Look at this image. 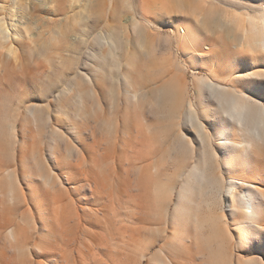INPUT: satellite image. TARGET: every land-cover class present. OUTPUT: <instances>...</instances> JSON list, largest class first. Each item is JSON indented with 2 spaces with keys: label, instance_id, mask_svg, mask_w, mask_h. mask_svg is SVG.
I'll return each instance as SVG.
<instances>
[{
  "label": "rangeland",
  "instance_id": "1",
  "mask_svg": "<svg viewBox=\"0 0 264 264\" xmlns=\"http://www.w3.org/2000/svg\"><path fill=\"white\" fill-rule=\"evenodd\" d=\"M93 1L13 11L16 37L29 22L40 36L36 47L14 45L16 66L0 56V264H264V249L254 246L258 239L247 240L232 223L234 196L226 192L229 178L246 183L253 203L257 191L264 192V118L255 109L245 111L251 112L245 125L262 134V142L247 131L241 136L231 124V144L246 138L251 148L230 147L225 156L216 135L229 118L223 115V126H217L212 92L195 91L215 67L221 84L245 92L249 83L241 77L248 66L241 58L236 63L229 39L238 34L217 23L223 10L255 15L260 5L112 0L103 8ZM77 13L81 20L73 22ZM134 21L144 30L134 33ZM188 26L200 49L214 48L208 64L196 58L189 64L178 51L174 30ZM112 38L120 39L115 48L121 50L110 49L94 62L101 67L90 69V52ZM254 68L264 72V62ZM78 91L82 104L75 102ZM189 104L202 123L203 140L187 119ZM41 105L42 117L34 123L28 110ZM61 106L67 116L58 112ZM75 126L85 146L83 167L95 181L87 171L82 180L73 168L80 161L56 136L62 133L76 147ZM187 182L191 199L181 196Z\"/></svg>",
  "mask_w": 264,
  "mask_h": 264
},
{
  "label": "bare ground",
  "instance_id": "2",
  "mask_svg": "<svg viewBox=\"0 0 264 264\" xmlns=\"http://www.w3.org/2000/svg\"><path fill=\"white\" fill-rule=\"evenodd\" d=\"M22 1L25 4L23 6H17L18 3H20V2L22 3ZM22 1L21 0H0V50H1L0 56L3 58L4 62L10 63L13 66H16L17 63L19 62V59H20L19 54H18L16 47L14 45L18 44L19 42H22V44L23 43L24 44H30L33 47H36L35 41L40 36L39 34L33 35L31 30L29 29V26H31L32 22H29L24 27L21 25L22 28L20 26L21 29L18 30L19 34L17 32L18 37L15 36V32L13 31L14 32L13 33L10 30V26L12 23L11 19L13 17V11L15 9L25 10L30 5H32L33 7H38V6H43V5L46 6L47 2H50V4H54V5L55 4L57 5L59 3L60 4H66L67 2H70V4H71V2H73V1H76V3H77V1L83 2V0H22ZM176 1L179 4L184 3V0H176ZM233 1L236 2L237 4L256 5V6L260 5V7H258L256 9L255 15H250V14L245 13V12H243V13L238 12L236 10H229V11L223 10L224 12H222L220 15L221 23H217V27H219L220 29H222V28H224V26H226L229 31H235L238 34L236 36H231L229 39L234 43L233 45H234V48L236 50L234 52L237 53L236 63H238V60L241 58V59H243L244 64L248 66V69H246V72L242 75L241 80L247 81L249 83V86L247 87L245 92H238L235 87L230 88V86L221 84L219 79L216 78V75L213 72L215 67L212 66L213 70L211 71L210 70L211 68L209 69L210 70V73H209L210 77L206 80H198L197 81V90L195 89V91L198 92V94L201 93V90L203 89V87L207 88V90L210 91V94L212 92L214 98L216 99V103H217V109L215 110V113H214V116L219 120V125H217V126H219V127L223 126V123L220 120L223 115H225L227 118H229V122L226 125V129H218L217 135H216L217 136L216 139L221 144V147H222L221 150H223L221 152L225 156L228 155V151H229L230 147H232V148H234V150L240 151V152H242V151L247 152L251 148V142L249 140H247L246 138H243L242 141H237L236 143L231 144L228 137L230 134H232L235 131V130H231V131L229 130V126L231 124L232 125L234 124L236 126V129H237L236 131L241 136L245 137L244 134L247 131L248 133L253 134V136L255 137V139L258 142L263 141L262 134L260 135L257 132V130H252V129L247 128V126L244 123V118L251 114V112H249V114L245 113V111L247 109H250L251 111L255 109L256 113L258 114V118H260V119L264 118V81H263L264 80V72H256L254 70L255 65L259 61L264 62V0H233ZM97 2H98L97 4L99 6H102L103 8H106L108 6L107 4H109V5L112 4V0H97ZM84 3L87 6H90V4L94 5L93 0H84ZM50 6H52V5H50ZM211 15H213L212 11H210L207 14L208 17ZM78 19H80L79 13L73 15V17H72L73 22L78 21ZM15 29H17V28L15 27ZM140 30H144V29H141L140 27H138L137 22L134 21V23L132 25V31L134 33H137V32H140ZM204 30H206V29H204ZM202 32H204V31H202ZM204 34H206V32H204ZM61 35H63V34H61ZM174 36L176 39L178 51L185 55L186 60L188 61L189 64L193 63L192 58H196L199 61V63H201L203 60H205V62L209 61V57H211L210 55H212L211 53L214 51L213 50L214 48H211L210 45H205L204 49H200L199 41L196 38L192 29L189 28V26L175 29L174 30ZM76 41H77V39L74 40V42H76ZM116 42H120V39H118ZM116 42L114 41V39H113L112 43H109V41H107L106 43H104V44H106L103 46L104 49H101L97 52H95V50L90 52V54H89L90 69L98 70V68H100L101 66H98V67L94 66V64H95L94 62L99 61L98 59L101 58L102 56H103V59H105L106 54H108L107 51H109L110 49H114L113 51L121 50V48H118V50H117V48H115ZM83 43H84L83 40H78L77 46L83 45ZM228 48H230V47H228ZM228 48L226 50L229 51ZM226 50L224 49V51H226ZM77 51H79L76 53H78V57L80 58V56L82 55L81 49L78 48ZM110 51H112V50H110ZM221 51H222V49H221ZM244 59H248V61H246ZM238 64H240V63H238ZM79 75L78 76L80 77V79L83 82H85V84L88 87H91L92 80L89 78V76L86 75L85 73L84 74L81 73ZM66 94L67 93H65V95H63V96L64 97L67 96ZM212 94H211V96H212ZM45 95H47V94H45ZM45 95H44V97H45ZM85 95H86V92H85ZM83 98H84V95H82V93L78 91V97L75 100V102H79L82 104ZM56 101H64V99L58 100V97H57ZM66 101H69V100H66ZM42 112H43V109H42V105H41L38 108H36V107L30 108L28 110V115L32 118L34 123H38V122H40V119L42 117V114H43ZM58 112L61 115L67 116L64 112L63 106L59 107ZM99 112H100V110H99ZM205 112L206 111L203 109V113H205ZM48 113H47V116L49 115V117H50V113L49 114ZM195 114H196L195 110L193 109L192 105L189 104L188 109H187V119L191 123V126L196 129L197 136L203 140L204 136H203L202 131H201L203 126H202L201 121L198 119V117ZM56 118L58 119V118H62V117L56 116ZM61 120L63 121V118ZM6 126L8 127V125H6ZM73 128H74V130H76L74 139H76L78 141V144L82 148V150L85 149L84 143L79 137L81 134L80 131L77 130L78 128L76 126L72 127V130H73ZM13 132H14V129H13ZM59 135L56 134V136L58 138L61 137L60 139L65 141V144L67 146V150H71V152H72V150H74L76 152L75 155L78 156V158H77V156H76V158L80 162L78 164H74L73 168H75L76 172L78 170L80 171V176H82V180L85 178L86 173H87L88 180L95 181L96 178L92 173H90L89 168L83 167V166H85V161H84L85 159H84L82 150L81 149L78 150L75 146H73L70 143V141L62 133H60ZM64 139H67V140H64ZM3 141H5V140H3ZM50 158H52V155L50 156ZM0 160L2 162V159H0ZM4 165L6 166V164H4ZM225 170H226L227 174L231 173V171L229 169L226 168ZM68 172H70V171L68 170ZM51 173H52V171H51ZM59 173H61V172H59ZM77 173H79V172H77ZM65 174H67V173H65ZM69 175H71V174H69ZM69 177L68 178L66 177V179H68L71 182H72V180H75L72 178L70 180ZM53 178H54V176H52V179ZM75 178H77V177H75ZM45 179L46 178H44V181H45ZM54 179L60 180L58 177H56ZM68 180H67V182H68ZM73 182H75V181H73ZM227 182H228L227 184H229V188L226 190V192L228 193L229 196H234V199L232 200V204H231V206L233 208V213L231 216L234 219V220H232V223H235L236 225H238L240 227L243 234L246 236L247 240H249L251 238V236H255L258 239L256 241H254V243H255L254 246L255 247L258 246L259 247L258 252H260V250L264 249V192L258 190L257 194H256L257 195V202L253 203L251 192L243 180H241V179L233 180V179L229 178V179H227ZM25 184H26V182H25ZM80 186H82V185H80ZM71 189H73V187ZM13 190H15V189H13ZM232 190H237V194L235 193L236 195H233V193L230 192ZM8 191H9V189H8ZM73 191H75V189L71 190V192H73ZM11 193L12 192H10L9 194H11ZM28 193H31V192H28ZM191 195H192V189L190 187V183L187 182L181 196L183 198L185 196H187L188 198L191 199L192 198ZM93 198H94V196H93ZM65 213L66 212H64V214ZM235 227H237V226H235ZM8 237H9V240L12 242L16 240L15 232L13 229L8 231Z\"/></svg>",
  "mask_w": 264,
  "mask_h": 264
},
{
  "label": "crops",
  "instance_id": "3",
  "mask_svg": "<svg viewBox=\"0 0 264 264\" xmlns=\"http://www.w3.org/2000/svg\"><path fill=\"white\" fill-rule=\"evenodd\" d=\"M80 137V136H79ZM80 139H81V137H80ZM76 144H77V146H76V148L78 149V150H80L81 149V147L79 146V144H78V141H74ZM72 153L73 154H76V152L74 151V150H72ZM77 156V155H76ZM77 158H78V156H77ZM78 160V159H77ZM79 162H77V164H78Z\"/></svg>",
  "mask_w": 264,
  "mask_h": 264
}]
</instances>
